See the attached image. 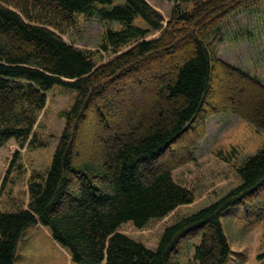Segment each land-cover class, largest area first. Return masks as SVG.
<instances>
[{
    "label": "trees",
    "instance_id": "1",
    "mask_svg": "<svg viewBox=\"0 0 264 264\" xmlns=\"http://www.w3.org/2000/svg\"><path fill=\"white\" fill-rule=\"evenodd\" d=\"M115 1L0 0V185L19 158L14 142L31 135L35 142L46 94L54 87L76 93L48 170L29 183L28 204L0 213V264H15L19 241L36 224L74 264H179L195 240L197 264H226L221 218L238 206L258 215L264 146L236 168L187 157L193 137L176 146L220 106L264 133V85L215 53L224 20L244 0H173L167 22L145 0ZM78 15L120 25L103 35L101 50L113 54L106 63L63 40ZM152 32L159 35L148 38ZM157 59L163 66L144 76L162 80L153 107L118 110L125 87L110 89ZM223 80L233 92L211 102Z\"/></svg>",
    "mask_w": 264,
    "mask_h": 264
},
{
    "label": "rangeland",
    "instance_id": "2",
    "mask_svg": "<svg viewBox=\"0 0 264 264\" xmlns=\"http://www.w3.org/2000/svg\"><path fill=\"white\" fill-rule=\"evenodd\" d=\"M145 1L163 17L165 22L170 20V13L175 5L173 0ZM120 3L121 0L114 2ZM186 8L190 9L191 5ZM135 24L141 28L146 27L139 19ZM109 29L119 30L120 25L101 22L95 16L78 15L74 24L65 30L63 40L86 52L96 65H101L113 57L110 50L107 52L101 50L103 35ZM158 35L159 32H152L148 38H155ZM215 53L216 57L227 65L256 78L264 85V7L258 0L242 1L224 20L220 41L215 45ZM160 65L163 66V63L157 59L143 67L133 69L129 76L110 89V92H113L117 88L125 87L115 101L118 110L130 111L140 108L149 111L153 107L157 97L156 91L162 80L156 78L146 81L144 78ZM224 80L214 83V89L209 94L211 102L224 99L233 92V85L225 86ZM231 84L237 85L233 82ZM152 85L156 86L154 90H151ZM237 92L243 97L248 94L244 88L238 89ZM46 96V104L38 112L33 128L35 142L31 145L32 135L21 143L22 146L14 142L19 158L15 167L8 171L5 183L0 185V213L15 212L28 204L29 183L36 174L43 176L48 170L65 127V114L73 105L76 93L62 87H54ZM222 108L220 106L208 112L209 115L198 126H193L190 134L176 143V146L193 137V142L186 150L187 157L198 162L210 159L224 160L229 167L236 168L264 146V133L242 117L222 111ZM209 109L211 108L208 107ZM115 117L124 123L119 114ZM179 158L182 161L185 159L181 153ZM220 163L224 164L223 161ZM221 222L232 251L226 264H264V261L257 260V256L264 251V201L259 205L256 217L247 213L245 207L238 206L230 208L221 218ZM193 242L197 243L198 240ZM194 243L184 246L181 250L179 264H197L193 260ZM15 264L74 263L68 250L52 241L47 227L35 225L30 227L20 240L16 249Z\"/></svg>",
    "mask_w": 264,
    "mask_h": 264
}]
</instances>
